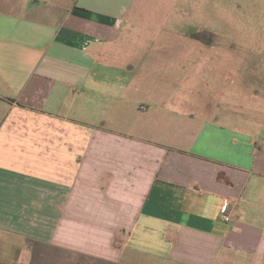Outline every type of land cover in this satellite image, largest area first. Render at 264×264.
<instances>
[{
  "label": "crops",
  "instance_id": "1",
  "mask_svg": "<svg viewBox=\"0 0 264 264\" xmlns=\"http://www.w3.org/2000/svg\"><path fill=\"white\" fill-rule=\"evenodd\" d=\"M138 1L0 0V230L19 264H264V142L205 108L151 141L167 90L97 66Z\"/></svg>",
  "mask_w": 264,
  "mask_h": 264
},
{
  "label": "rangeland",
  "instance_id": "2",
  "mask_svg": "<svg viewBox=\"0 0 264 264\" xmlns=\"http://www.w3.org/2000/svg\"><path fill=\"white\" fill-rule=\"evenodd\" d=\"M135 9L126 34L112 43L115 52L97 66L111 79L149 73L167 90L154 117L163 121L146 131L148 139L185 148L205 108L216 122L264 142V0H140ZM21 245L0 230V264H19Z\"/></svg>",
  "mask_w": 264,
  "mask_h": 264
},
{
  "label": "built area",
  "instance_id": "3",
  "mask_svg": "<svg viewBox=\"0 0 264 264\" xmlns=\"http://www.w3.org/2000/svg\"><path fill=\"white\" fill-rule=\"evenodd\" d=\"M220 215L223 221L227 223H233L236 220L235 207L231 205L228 201H224L221 209Z\"/></svg>",
  "mask_w": 264,
  "mask_h": 264
}]
</instances>
